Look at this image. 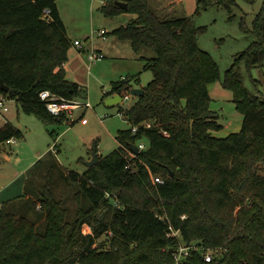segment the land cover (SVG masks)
<instances>
[{"label": "trees", "instance_id": "1", "mask_svg": "<svg viewBox=\"0 0 264 264\" xmlns=\"http://www.w3.org/2000/svg\"><path fill=\"white\" fill-rule=\"evenodd\" d=\"M105 1L99 9L105 17L136 16L112 35L129 41L136 54L154 52L153 57L141 56L153 80L123 111L132 126L151 122L153 127H142L137 134L119 131L118 149L103 156L95 144V166L60 175L77 188L73 223L67 221L68 210L56 198L54 184L27 195L32 202H3L0 264H176L180 244L226 250L211 262L199 251L192 252L181 264H264V94L244 86L239 65L244 60L249 69L264 67V0L252 28L241 23L255 40L225 74L223 85L233 90L244 120L240 132L224 138L211 133L222 128L208 90L219 70L199 47L202 28L190 18L159 16L149 0ZM116 1L126 2L128 8L116 6ZM212 1L230 12L237 6L236 0ZM57 2L0 0V78L9 87V92L0 89V95L46 124L68 120L48 112L41 92L66 99L86 93L67 78L65 64L73 42ZM199 2L208 6V0ZM140 74L113 82L104 97L124 98L133 84L140 85ZM22 137L11 123L0 127V145ZM142 141L146 149L135 153L133 147ZM154 177L163 183L156 185ZM36 202L46 212L43 233L35 221L19 214L37 207ZM84 226L92 233L84 234ZM109 233L113 251L94 249Z\"/></svg>", "mask_w": 264, "mask_h": 264}, {"label": "rangeland", "instance_id": "2", "mask_svg": "<svg viewBox=\"0 0 264 264\" xmlns=\"http://www.w3.org/2000/svg\"><path fill=\"white\" fill-rule=\"evenodd\" d=\"M103 1L57 2L68 36L73 41H81L85 48L83 52L78 50L69 54L66 69L70 78L85 87V95L77 98L90 106L75 111L70 121L46 124L36 115L24 112L16 101L7 100L9 111L0 118V127L11 123L23 137L14 139L15 143L0 145V206L11 200L16 201L18 206L32 202L28 201L27 195L42 191L47 184H54L56 198L62 200L68 210L67 221L73 223L78 210L75 198L77 188L61 180L60 175L70 170L84 172L87 169L86 163L92 160L95 144L98 145V153L106 156L119 148V131L132 128L123 111L130 109L138 98L128 91L130 99L120 105L108 106L105 100L110 97H104V92L111 91L113 82L140 72V85L147 86L153 80V73L144 71L145 62L141 56L153 57L154 52L147 49L141 55L136 54L129 41L112 35L115 29L127 25L136 16L122 13L113 18L105 17L99 10ZM236 2L237 6L230 12L212 0H208V6L199 0H181V5L176 0H149L150 6L159 16L190 18L195 27L202 28L199 47L210 54L219 70V77L208 83L212 99L210 107L219 115L218 122L222 125L220 130L211 132L218 138L238 133L243 126L244 117L236 107L234 92L223 83L236 56L246 51L255 40L252 34L244 31L241 23L244 22L246 28H252L263 0L254 3L245 0ZM101 31L107 34L102 36ZM97 48H102L103 52ZM92 51L102 54L103 58L91 63L89 53ZM239 65L244 86L254 94H264V67L249 69L244 60ZM254 80L260 84L256 86ZM135 88L139 87L131 89ZM142 143L147 145L145 141ZM53 147L60 151L57 155L51 151ZM12 203L11 209L14 206ZM36 205L25 212L26 215L19 214L35 221L37 231L43 233L46 229V212L40 208L39 202ZM83 233H92L91 228L84 226ZM111 236L109 233L100 237L94 249L112 252L108 240Z\"/></svg>", "mask_w": 264, "mask_h": 264}, {"label": "built area", "instance_id": "3", "mask_svg": "<svg viewBox=\"0 0 264 264\" xmlns=\"http://www.w3.org/2000/svg\"><path fill=\"white\" fill-rule=\"evenodd\" d=\"M102 3L105 4L106 1L104 0ZM46 14L48 15L49 11H46ZM106 34L107 33L105 31H101L102 36H105ZM73 44H74V46L79 47L80 49L83 48V45H82L81 41H79V40H75ZM101 58H103V55L96 53V51H92L89 53V60L91 63H95L96 61L100 60ZM40 99L46 103L47 110L51 115H53L55 117L64 116L67 120H70L71 118H73L75 111L80 110V109H84V108L87 109L90 106L89 103H83L78 98L66 99V98L60 97V96H58V95H56L50 91L41 92L40 93ZM127 99H130L128 94L123 98V101L127 100ZM8 111H9V107L7 105V98L0 95V118L2 117L3 113H6ZM142 127L146 128V129L152 128L153 124L151 122H143L139 125H133L131 128L132 133L137 134L138 131L140 130V128H142ZM163 134L167 137L169 136V134L167 132H164ZM14 142H15V140L11 139L7 143L11 144ZM55 147H56V145H55ZM55 147H53V149H51L54 153L56 152ZM144 149H146V145L143 144L142 142H140L139 152L141 150H144ZM154 183L156 185H158V184H162L163 181L160 177H154ZM182 218L185 219L186 216H183ZM173 235L177 237V236H179V232L173 231ZM196 251H199L204 256V258L207 262H211V261L216 260L217 258H220V255L225 253L226 250L222 247L203 250L198 245L180 244V246L178 247V250L174 253V259H175L176 264H181L184 259L191 256L192 252H196Z\"/></svg>", "mask_w": 264, "mask_h": 264}, {"label": "water", "instance_id": "4", "mask_svg": "<svg viewBox=\"0 0 264 264\" xmlns=\"http://www.w3.org/2000/svg\"><path fill=\"white\" fill-rule=\"evenodd\" d=\"M115 5L122 9L128 8V4L122 1H116ZM0 89L4 92H9V87L5 85V83L3 82L1 78H0ZM129 91L131 92L132 95H134L137 98H140L145 94V90L143 88L130 89ZM122 101H123V97L121 95H115L113 97L106 99L105 104L108 106L120 105ZM133 150L135 153H138L139 147L134 146ZM98 162H99L98 154L96 152H93L92 160L88 161L86 165L88 168H91L95 166Z\"/></svg>", "mask_w": 264, "mask_h": 264}, {"label": "crops", "instance_id": "5", "mask_svg": "<svg viewBox=\"0 0 264 264\" xmlns=\"http://www.w3.org/2000/svg\"><path fill=\"white\" fill-rule=\"evenodd\" d=\"M180 2H181V0H176V3H177V4H179ZM168 5L170 6L171 3L169 2ZM179 5H181V4H179ZM69 38H70V37H69ZM70 39H71V38H70ZM76 40H77V39H76ZM71 41L74 43L75 40L73 41V40L71 39ZM84 49H85L84 46H83V48H81V49H78V48H76V47L73 48V46H72V48H71L70 51H69V54H71L72 52H76V51H78V50L83 52ZM97 50L100 51V52H103V49H102V48H97ZM66 64H67V63H66ZM66 64H65V69H66ZM66 72H67V78H68V80H70V81H72V82H75V83H78L79 85H81L82 87H84L81 83H79V82H77V81H75V80H73L72 78L69 77V74H68L67 69H66ZM134 86H138L139 88H143V87H144V86H141V85H133V87H134ZM84 88H85V87H84ZM105 93H107V92H104V94H105ZM113 96H115V95H113ZM113 96H110V97H113ZM68 121H70V120H68ZM1 125H2V124H1ZM15 142H16V141H15ZM15 142H14V143H15ZM11 144H12V143H11ZM33 163H35V160L32 162V164H33ZM79 173H80V172H79ZM82 173H83V172H82Z\"/></svg>", "mask_w": 264, "mask_h": 264}]
</instances>
